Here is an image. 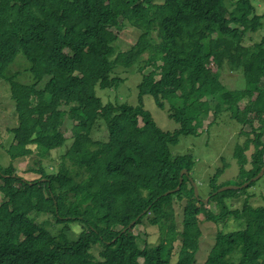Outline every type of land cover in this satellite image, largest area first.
<instances>
[{"label": "trees", "instance_id": "1", "mask_svg": "<svg viewBox=\"0 0 264 264\" xmlns=\"http://www.w3.org/2000/svg\"><path fill=\"white\" fill-rule=\"evenodd\" d=\"M126 24L148 37L138 104H105L97 89L124 82L111 57ZM250 31L261 41L248 47ZM262 32L264 15L252 0H0V80L9 82L15 107L10 138L0 145L12 161L0 164V264H195L202 215L222 228L233 218L244 229L220 230L205 264H264V214L245 227L241 210L227 204L239 190L218 192L225 168L212 177L205 204L201 185L195 195V156L172 153L182 136H198L211 114L213 123L227 116L240 125L264 121ZM19 53L32 64L31 83L7 74ZM226 67L243 72L244 90L223 84ZM146 96L168 111L176 130L157 125ZM102 121L108 138L95 140ZM260 130L254 129L250 157L248 143L235 147L237 185L248 183L244 192L264 181L253 180L264 169ZM67 132L71 146L46 167L43 160L61 151ZM32 155L38 160L29 172L36 178L26 180L15 174L14 162ZM183 170L188 174L181 176ZM212 203L220 213L206 207ZM176 204L183 207L180 231ZM74 225L77 240L69 237ZM141 225L163 231L160 247L139 246L132 231Z\"/></svg>", "mask_w": 264, "mask_h": 264}, {"label": "rangeland", "instance_id": "2", "mask_svg": "<svg viewBox=\"0 0 264 264\" xmlns=\"http://www.w3.org/2000/svg\"><path fill=\"white\" fill-rule=\"evenodd\" d=\"M234 2L240 0H233ZM254 6L257 8L258 14L264 15V0H252ZM259 33V32H258ZM258 33L252 31L248 32L245 36L244 44L245 46H253L255 42H260L261 39L258 37ZM264 33V32H262ZM261 33V35H262ZM152 36H150V39ZM148 37L143 35L138 29H135L131 25L126 24L121 27L118 32V38L113 44L115 48V54L111 57L113 61L117 62V69L115 75L124 79L122 85L117 89H97V94L102 98L105 104L109 102H119L127 103L132 106L138 104V86L143 80V74L140 72V68L145 65V60L147 57V52L145 47L148 45ZM141 43V46L140 44ZM135 46H140L135 48ZM10 56V52H7L6 57ZM132 63L131 66L128 64ZM134 65V66H133ZM32 64L29 60L25 58L22 53H19L14 63L9 67L7 74L14 75L18 74L17 81L21 83H31L32 73L30 71ZM152 68L144 70V74H148L152 71ZM221 81L223 84L232 91H242L246 88V79L242 71H230L227 67L221 72ZM205 98V97H203ZM11 100V91L8 82L5 78L0 80V145L7 143L10 138L7 128L13 123L12 113L15 109ZM248 100L241 103V110L245 109ZM144 104L146 110H148L157 125L164 131L173 132L178 128V125L169 118V113L167 110L160 109L153 97L146 96L144 99ZM255 114V112H250L247 116ZM246 117V115H243ZM223 117L217 123H213L208 127V124L214 119L213 114H211L209 120H207L203 127L199 131L198 136H182L180 142L177 146L172 148V153L174 156L192 154L195 156V168L193 171V178L195 182L200 186V196L199 200L205 202L209 197L205 198L210 192V182L213 176L217 174L218 171L222 170L221 176L219 178L218 184H225L226 186H238L237 185V175L239 172L238 163L234 158V151L237 144L244 145L249 144V149L246 155H250L254 152V143L256 141V133H258V128H261L260 132L263 134L261 139V144L264 145V121L259 122L255 119L251 124L240 125L237 122L231 121L229 118ZM256 129V133L254 132ZM247 133L250 135L247 136ZM67 141L65 145L52 153L51 160H43L46 167L51 165V162L59 161L62 153L65 152V148H69L72 144L71 133L67 132ZM95 140L105 141L108 138L107 126L102 122H99L93 134ZM9 145V144H8ZM5 146V149L8 147ZM34 149V147H32ZM235 159V160H234ZM38 160L36 155L29 156L24 159H20L14 162L16 175L24 177L26 180H33L36 175L29 172L30 169H34L35 163ZM12 163L10 155L0 147V164L3 168L9 167ZM52 172V171H49ZM239 189V193L235 194L233 199L227 200L229 206L239 208L241 210L240 218L244 222L245 227L252 224V221L258 219L264 211H259L258 213L251 210L259 209L264 207V201L262 196L264 194V181H259L251 189ZM1 197V195H0ZM235 203V205L233 204ZM206 207L215 213H220L219 207L216 203L207 204ZM175 210L177 212V229L181 230V222L183 218V207L180 204H176ZM200 229L202 231V237L198 241V251L196 254V264H204L210 249L214 246L215 237L220 230L225 232L238 231L243 234L244 229L240 227L238 223L230 220L231 222L222 228V223L214 224L205 220V216L202 215L199 218ZM77 225H74L72 232H69V237L72 240L78 239ZM75 234V237L74 235ZM134 237L137 238V242L141 248L147 247L149 251L160 247L161 239L164 237L163 231L158 229V226L151 225H141L134 228L132 231ZM247 236V235H246ZM188 245H196L195 242H190ZM182 243L179 241L176 243L175 254L173 258V263L178 259V251L181 249ZM97 255V253H96ZM233 261L239 260V255L235 254L232 258Z\"/></svg>", "mask_w": 264, "mask_h": 264}, {"label": "water", "instance_id": "3", "mask_svg": "<svg viewBox=\"0 0 264 264\" xmlns=\"http://www.w3.org/2000/svg\"><path fill=\"white\" fill-rule=\"evenodd\" d=\"M186 173V171L184 170L182 173H181V176H183L184 174ZM264 176V169L263 171L253 180L255 181H258L259 179H261L262 177ZM181 182H182V179H181ZM248 186V183L245 184L244 186H226L222 189H220L218 192H223L225 190H239V189H244ZM168 194H170V192H168ZM195 194L196 196H198V189H197V186H195ZM208 201L206 200L205 203H207ZM134 224V222H133Z\"/></svg>", "mask_w": 264, "mask_h": 264}, {"label": "clouds", "instance_id": "4", "mask_svg": "<svg viewBox=\"0 0 264 264\" xmlns=\"http://www.w3.org/2000/svg\"><path fill=\"white\" fill-rule=\"evenodd\" d=\"M255 9H256V11H257V8L255 7ZM15 61V60H14ZM14 63V62H13ZM12 63V64H13ZM11 64V65H12ZM8 84H9V82H8ZM10 85V84H9ZM211 124H213V121L212 122H210L209 124H208V127L211 125ZM185 156V155H184ZM184 171V170H183ZM182 171V172H183ZM186 171V173L184 174V175H186V174H188V171L187 170H185ZM181 172V173H182ZM182 179V178H181ZM181 179H180V182H181ZM195 186H197V183H194V189H195ZM197 189H198V187H197ZM172 192H174V191H172ZM196 195V194H195ZM198 199H199V191H198V196H196ZM206 201V200H205ZM205 203V202H204ZM206 204V203H205ZM214 245H215V243H214ZM196 259H197V257H196ZM206 262V261H205ZM196 264V263H195ZM205 264V263H204Z\"/></svg>", "mask_w": 264, "mask_h": 264}, {"label": "bare ground", "instance_id": "5", "mask_svg": "<svg viewBox=\"0 0 264 264\" xmlns=\"http://www.w3.org/2000/svg\"><path fill=\"white\" fill-rule=\"evenodd\" d=\"M262 35L264 36V33H262ZM180 184H182V183H180ZM179 189H180V188H177V190H179ZM132 225H134V224L132 223ZM132 225H131V226H132ZM131 226H130V227H131Z\"/></svg>", "mask_w": 264, "mask_h": 264}]
</instances>
